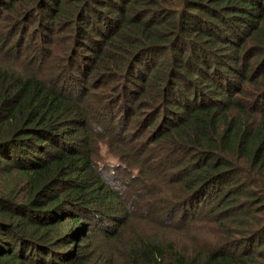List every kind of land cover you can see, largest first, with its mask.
I'll return each instance as SVG.
<instances>
[{"label":"trees","instance_id":"1","mask_svg":"<svg viewBox=\"0 0 264 264\" xmlns=\"http://www.w3.org/2000/svg\"><path fill=\"white\" fill-rule=\"evenodd\" d=\"M7 10L0 264H264V0H0V20ZM146 108L136 151L158 169L123 180L95 141L122 145L117 129ZM164 171L161 190L190 195L150 227ZM121 182L140 183L142 203ZM202 215L222 222L214 241L158 230Z\"/></svg>","mask_w":264,"mask_h":264},{"label":"rangeland","instance_id":"2","mask_svg":"<svg viewBox=\"0 0 264 264\" xmlns=\"http://www.w3.org/2000/svg\"><path fill=\"white\" fill-rule=\"evenodd\" d=\"M5 12V17L2 18V20H0V34H6L11 32V27H12V12L10 10L4 11ZM21 30L20 32H18L16 35H21ZM25 36V32H23L22 37ZM51 36V34H50ZM2 39V38H1ZM1 39H0V44H1ZM30 39H26V43L29 41ZM31 43H35V48H33L34 50H36L38 44V40L37 38H35V42ZM45 44V43H44ZM48 44V43H47ZM45 46H47L45 44ZM30 54H34V53H30ZM144 111L145 113H147V108L143 109L140 111V113L138 114V116H135L133 118H131V114L127 117L126 116V122L124 124V128H118L117 129V133L116 135H119L117 137V139L121 142L122 145L118 144L119 146L115 145L112 143L113 140H111L109 133H104L100 134V137L96 138V149H97V157L96 160H98V162L100 164L103 163V165L108 164L110 167L113 166L115 167L116 165L121 167L123 170H125V172L121 175L123 177V180H126L124 178L127 177L126 172H128V176H133L134 174L138 175L136 177H139L140 179H145V180H150L151 182H153V177L148 176L147 174H149L150 172H153L152 169H158L157 166L153 165L151 163V160L153 159L152 154L154 155L155 152H150L147 150L146 153L144 154H139L136 149L137 148H141V141H140V137H139V132L144 131L145 135H147L148 130L145 128V124H143V122L145 121L146 116L144 117ZM116 118H118L116 116ZM115 118V119H116ZM130 120V122H129ZM118 121V120H116ZM116 121L111 120L110 123L106 126H103V128L108 127V126H112L116 124ZM143 121V122H142ZM129 122V131L127 134V131L124 132V130L126 129V125ZM98 123V122H97ZM96 124V123H94ZM112 124V125H111ZM102 128V127H101ZM100 129V128H98ZM143 129V130H142ZM142 134V132H141ZM130 138V140H129ZM110 139V140H109ZM135 151V153H131L132 151ZM129 153L127 154V156H125V159H122V155L123 153ZM137 157L139 161L132 159L131 156ZM173 158V155H171L167 161V163ZM184 162H188L190 160L189 157H186L183 159ZM107 166V165H106ZM112 167V168H114ZM169 171H164V172H159L155 177L159 178L156 180L157 184H154L155 188L158 189V191L154 192L153 195L151 196L148 195V201H150L151 203V207L150 209H148V213L146 212L147 207L145 206H140L138 208H134V210H139L142 209L146 212L145 217L146 220L149 218L150 219V227H151V223L153 224V226H155L156 228H160V221L162 218L166 219L167 217H165L164 214H167V211L169 210L168 208V203H173L175 201H177V205L175 206V213L176 210L179 209L180 206V200L182 198H184L186 195H190L189 193H184L182 188L180 186H178L176 184L175 181L173 180H168L166 183L167 185H169V189H164L161 190V186L159 184H161V180H165L166 176L168 175ZM138 173V174H137ZM154 175V174H153ZM163 175V176H162ZM147 183V182H146ZM151 184V183H150ZM153 185V184H152ZM128 185L124 182H121V194L124 198V200L126 201H131V205L134 206L133 204V200L135 201H140V203H142V201L140 200V196L137 194L138 193V188L141 186L140 183H138V185L136 184V186H132ZM181 196V197H180ZM179 197V198H178ZM188 197V196H187ZM183 200V199H182ZM181 200V201H182ZM179 203V204H178ZM172 213V208H170V214ZM255 214V218H259L261 216L262 218V214L260 212L258 213H254ZM197 215V214H196ZM199 215V214H198ZM205 215H202L198 220H193L190 223H187V228H185V230H183L185 223L183 226H178L177 225V221H174L176 219V216L174 218H172L169 222L171 224H174V227L172 229L166 228L164 230L158 229L159 232H161V234H163L166 237H169L172 239V241L174 243L178 242L176 237H179V234H181V232H186L187 236L190 237H194L195 235L198 236L201 240L204 237H208L210 239H212L214 241V238L211 237V231L212 228L215 227H219L221 226L222 222L220 221H215L214 222L211 220L209 221L210 223H208V220H206L207 218H204ZM148 222V221H147ZM186 222V221H185ZM220 222V223H219ZM191 224V225H189ZM139 228L143 231L147 230V227L143 228L140 226V221L138 224ZM209 232V235H208ZM236 232V231H234ZM236 237L237 238H241V234L240 233H236ZM184 244H188L186 241L183 242Z\"/></svg>","mask_w":264,"mask_h":264}]
</instances>
